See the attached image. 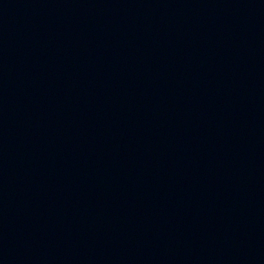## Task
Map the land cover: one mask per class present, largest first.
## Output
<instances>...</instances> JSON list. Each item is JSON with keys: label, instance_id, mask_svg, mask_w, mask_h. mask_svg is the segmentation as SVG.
I'll return each mask as SVG.
<instances>
[{"label": "water", "instance_id": "water-1", "mask_svg": "<svg viewBox=\"0 0 264 264\" xmlns=\"http://www.w3.org/2000/svg\"><path fill=\"white\" fill-rule=\"evenodd\" d=\"M0 264H264V0H0Z\"/></svg>", "mask_w": 264, "mask_h": 264}]
</instances>
